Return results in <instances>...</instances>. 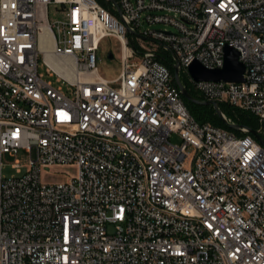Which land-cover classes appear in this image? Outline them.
<instances>
[{"label":"built area","instance_id":"built-area-1","mask_svg":"<svg viewBox=\"0 0 264 264\" xmlns=\"http://www.w3.org/2000/svg\"><path fill=\"white\" fill-rule=\"evenodd\" d=\"M106 1L0 0V264H264V144L200 123L175 78L264 125V0ZM108 37L114 78L97 66ZM227 46L243 81L191 76L196 60L222 68ZM20 149L25 172L5 176ZM61 166L76 173L42 179Z\"/></svg>","mask_w":264,"mask_h":264},{"label":"rangeland","instance_id":"rangeland-1","mask_svg":"<svg viewBox=\"0 0 264 264\" xmlns=\"http://www.w3.org/2000/svg\"><path fill=\"white\" fill-rule=\"evenodd\" d=\"M61 6L51 3L49 5V17L50 20L53 22L57 19H62L64 16L60 11ZM154 28L157 29H169L172 30L171 26H166L165 24H155L153 25ZM112 51L115 57L113 59L110 58V52ZM122 49L120 42L113 37H108L104 39L100 47L97 51V66L101 75L107 78H114L120 72V61L119 57L121 56ZM39 70L44 75V79L53 82L56 86H61L65 91H68V85L62 82L57 81L56 76L49 75V69L43 62L42 57L40 58L39 62ZM180 77L182 82L187 86L189 89L193 88L190 76L186 72H181ZM174 142H180V138L177 135L172 137ZM29 160V153L24 150L20 149L15 154H8L5 156V166L3 169V173L7 177H12L16 175H21L26 170V164ZM16 161H19L23 164V171L22 173L18 172V169L14 166ZM76 173V168L71 166H61L53 169L51 172H44L42 174V179L44 181H60L67 179L68 176L74 175ZM110 230L112 228L110 227Z\"/></svg>","mask_w":264,"mask_h":264},{"label":"water","instance_id":"water-1","mask_svg":"<svg viewBox=\"0 0 264 264\" xmlns=\"http://www.w3.org/2000/svg\"><path fill=\"white\" fill-rule=\"evenodd\" d=\"M116 3V0H111ZM110 58L113 59V53L110 52ZM246 67L245 64L239 60V51L234 47L227 46L225 49V64L222 68L210 69L204 66L200 61H194L189 66V73L196 81L202 80H211V81H233V82H241L244 80V73ZM175 78L177 83L181 86L183 91V96L193 103H206L209 105H213L219 115L224 119L226 123L227 120L224 118L221 109L219 108V103L215 101H202L201 99L195 97L188 88H186L179 77L178 69H175ZM230 124L233 128L239 129L241 125ZM250 133L254 135L261 144H264V137L256 130L250 129Z\"/></svg>","mask_w":264,"mask_h":264},{"label":"trees","instance_id":"trees-1","mask_svg":"<svg viewBox=\"0 0 264 264\" xmlns=\"http://www.w3.org/2000/svg\"><path fill=\"white\" fill-rule=\"evenodd\" d=\"M103 5L110 6L109 2L106 0H99ZM158 58L169 65L168 61L163 59L162 55H158ZM188 88V87H187ZM189 89V88H188ZM191 94L195 97L204 101L203 96L197 93L193 88L189 89ZM185 99V103L188 106L190 112L200 123H212L215 126L222 127L229 131L242 134L239 130L233 128L230 124L226 123L224 119L219 115L217 109L213 105L206 103H193L188 99ZM220 108L226 117L231 120L234 124L245 126L250 129H254L260 132L264 136V125L260 124L258 118L252 114L250 111L242 110L234 107L228 103H221Z\"/></svg>","mask_w":264,"mask_h":264},{"label":"bare ground","instance_id":"bare-ground-1","mask_svg":"<svg viewBox=\"0 0 264 264\" xmlns=\"http://www.w3.org/2000/svg\"><path fill=\"white\" fill-rule=\"evenodd\" d=\"M52 47H53V39L50 31L47 29L43 34L42 48L46 52V57L48 60L58 63V60L55 59L52 54Z\"/></svg>","mask_w":264,"mask_h":264},{"label":"flooded vegetation","instance_id":"flooded-vegetation-1","mask_svg":"<svg viewBox=\"0 0 264 264\" xmlns=\"http://www.w3.org/2000/svg\"><path fill=\"white\" fill-rule=\"evenodd\" d=\"M113 56L115 57V54Z\"/></svg>","mask_w":264,"mask_h":264}]
</instances>
